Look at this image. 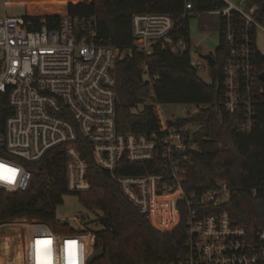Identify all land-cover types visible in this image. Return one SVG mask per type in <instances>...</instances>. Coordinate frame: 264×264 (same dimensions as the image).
I'll list each match as a JSON object with an SVG mask.
<instances>
[{"label": "built area", "instance_id": "built-area-1", "mask_svg": "<svg viewBox=\"0 0 264 264\" xmlns=\"http://www.w3.org/2000/svg\"><path fill=\"white\" fill-rule=\"evenodd\" d=\"M209 11L225 23L223 37L228 56L223 65V105L228 113L239 114L233 128L251 132L263 88V55L257 33H264L259 6L253 0L233 2ZM190 9L192 5L187 3ZM132 33L138 51L151 54L155 45L173 52H184L186 40L173 38L175 21L168 13H136ZM85 25L68 16L61 18L57 29L42 24L32 29V22L22 16H0V93L8 95L12 113L0 125V188L26 190L33 182L32 164L47 151L67 144L66 180L68 191L78 194L91 188L88 169L92 165L108 170L125 196L163 231L180 223L186 232L187 253L179 264H264V227L248 228L232 218L226 204L236 189L227 180L206 190L185 191L186 151L198 150L193 142L195 125L167 124L152 134L124 133L117 127L116 64L128 50L97 38L95 19ZM191 64L198 67L194 61ZM143 78L151 85L158 75L143 64ZM163 119H167L161 105ZM189 113L202 105L185 103ZM196 127V129H194ZM90 145L89 162L75 144L79 135ZM122 159L151 162L144 174H117ZM7 177H11L8 179ZM168 206L170 208H168ZM173 218L169 219L170 212ZM84 218L82 214L75 220ZM23 228L25 242L23 264H86L76 233L60 235L50 224L34 219L17 218L0 223ZM84 233V232H81ZM92 245H95L94 236ZM70 239V240H69Z\"/></svg>", "mask_w": 264, "mask_h": 264}, {"label": "trees", "instance_id": "trees-1", "mask_svg": "<svg viewBox=\"0 0 264 264\" xmlns=\"http://www.w3.org/2000/svg\"><path fill=\"white\" fill-rule=\"evenodd\" d=\"M253 1L259 6V18L264 21V0ZM187 3L192 5L190 9ZM225 5L223 0H25L23 17L32 22V29H39L42 24L57 29L61 18L68 16L88 30V22L95 19L99 40L129 51L118 60L115 69L119 130L152 134L172 123L197 126L191 140L196 142L198 150L186 151L189 160L184 164L185 191L206 190L215 187L218 180H227L236 189L226 204L234 221L248 228L264 227V82H259L263 92L257 104L256 126L251 132H238L233 122L239 114L228 113L223 105L222 68L228 56V44L222 33L225 21L218 15L221 41L216 48L215 62L209 66L212 82H205L198 67L191 64L189 16L195 12L209 14ZM143 12L170 14L176 24L173 38L186 40L185 51L173 52L160 45H155L148 55L138 51L132 17ZM203 28L209 29V24ZM259 61H264L263 55H259ZM144 63L151 74L158 75L152 85L143 78ZM152 100L162 105L191 103L202 107L197 113L167 123ZM11 111L8 95L0 93V125ZM75 144L91 162L90 145L83 135L78 136ZM67 148V144H60L32 164L33 182L26 190L13 192L0 188V223L29 218L49 223L56 232L79 231L56 215L64 195L70 193L66 180ZM152 168L148 161L137 163L122 159L116 173L144 174ZM88 177L91 188L75 195L96 214L92 222L101 227L92 230L85 223L80 230L91 233L94 249L103 247L105 253L86 264H179L184 259L187 236L182 223L172 230L158 229L123 194L108 170L92 165Z\"/></svg>", "mask_w": 264, "mask_h": 264}, {"label": "rangeland", "instance_id": "rangeland-1", "mask_svg": "<svg viewBox=\"0 0 264 264\" xmlns=\"http://www.w3.org/2000/svg\"><path fill=\"white\" fill-rule=\"evenodd\" d=\"M233 2L236 5L241 4V0H225ZM25 0H0V16L5 14L22 16L25 13ZM189 38H191L190 55L192 61L198 64V72L201 78L207 82H212L211 72H209L208 60L205 54L215 55L216 48L219 46L221 37L218 26V16L216 14H207L204 12H195L188 18ZM204 24H209V29L203 28ZM257 44L261 53L264 54V33L260 30L257 33ZM148 101V100H147ZM167 119L181 118L189 114L184 103H168L161 105ZM138 109H141V105ZM196 129V127H194ZM64 202L57 208L56 215L60 220H66L74 227L79 228L87 223L92 230L100 228V224H94L96 214L88 209L80 197L75 194L67 193L64 195ZM168 208H170L168 206ZM170 212V211H169ZM82 214L84 218L79 221L74 216ZM173 218L170 212L169 219ZM29 219V218H28ZM56 232V231H55ZM60 235L67 232H57ZM80 237H76L81 249L80 258L85 261L96 249L92 245L93 237L90 233L80 232ZM70 240V239H69ZM25 242V233L23 228L17 225H5L0 228V264H23V247ZM44 258L37 255L36 264H41Z\"/></svg>", "mask_w": 264, "mask_h": 264}, {"label": "water", "instance_id": "water-1", "mask_svg": "<svg viewBox=\"0 0 264 264\" xmlns=\"http://www.w3.org/2000/svg\"><path fill=\"white\" fill-rule=\"evenodd\" d=\"M204 57L208 60L209 66H212L215 62V55L212 54H205ZM260 78L262 81H264V72L261 73ZM105 253V248L101 247L98 250L94 251L90 258L88 259L89 263L94 262L99 257H101Z\"/></svg>", "mask_w": 264, "mask_h": 264}, {"label": "snow or ice", "instance_id": "snow-or-ice-1", "mask_svg": "<svg viewBox=\"0 0 264 264\" xmlns=\"http://www.w3.org/2000/svg\"><path fill=\"white\" fill-rule=\"evenodd\" d=\"M8 179H11V177H7Z\"/></svg>", "mask_w": 264, "mask_h": 264}]
</instances>
